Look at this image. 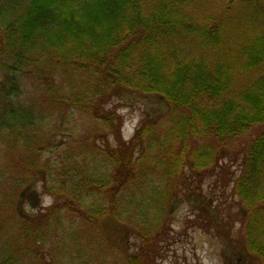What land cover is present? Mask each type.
<instances>
[{"label":"trees","instance_id":"1","mask_svg":"<svg viewBox=\"0 0 264 264\" xmlns=\"http://www.w3.org/2000/svg\"><path fill=\"white\" fill-rule=\"evenodd\" d=\"M127 95L165 108L124 139ZM263 124L264 0H0V264H154L170 203ZM239 167L243 249L264 264V131ZM36 191L51 202L28 213Z\"/></svg>","mask_w":264,"mask_h":264},{"label":"rangeland","instance_id":"2","mask_svg":"<svg viewBox=\"0 0 264 264\" xmlns=\"http://www.w3.org/2000/svg\"><path fill=\"white\" fill-rule=\"evenodd\" d=\"M113 101L122 116L121 133L124 139L133 135L144 115L157 120L165 108L153 98L134 95L124 96L121 101ZM77 118L83 127L79 131L83 132L84 129V133L78 138L84 134H92L93 132L88 131L94 128V122L86 117ZM262 131L264 124L252 127L238 138L224 141L220 148L223 151L219 162L221 169L217 168L202 177L201 192L187 198H177L170 203L165 229L160 231L158 241L155 242L152 258L154 264H258L251 263L243 249L239 232V200L233 195L232 182L228 180L238 174L240 158L250 141ZM218 172L220 179L227 180L225 187L221 182H215ZM50 202L48 196L41 198L36 191L25 205L29 213L30 209L46 207ZM129 242L132 247L138 244V253L145 254L147 250H152L133 236ZM118 249L121 253L122 249ZM119 261L117 264H124Z\"/></svg>","mask_w":264,"mask_h":264}]
</instances>
